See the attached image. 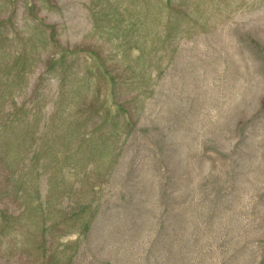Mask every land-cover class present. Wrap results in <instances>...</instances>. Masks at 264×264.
<instances>
[{
	"label": "rangeland",
	"instance_id": "rangeland-1",
	"mask_svg": "<svg viewBox=\"0 0 264 264\" xmlns=\"http://www.w3.org/2000/svg\"><path fill=\"white\" fill-rule=\"evenodd\" d=\"M0 264H264V0H0Z\"/></svg>",
	"mask_w": 264,
	"mask_h": 264
}]
</instances>
